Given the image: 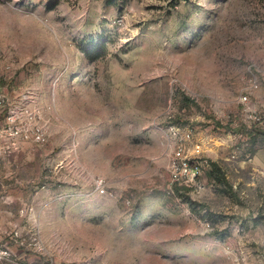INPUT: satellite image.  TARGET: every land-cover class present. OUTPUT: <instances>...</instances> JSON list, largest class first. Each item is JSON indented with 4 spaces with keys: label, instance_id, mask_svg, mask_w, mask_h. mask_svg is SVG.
Here are the masks:
<instances>
[{
    "label": "rangeland",
    "instance_id": "1",
    "mask_svg": "<svg viewBox=\"0 0 264 264\" xmlns=\"http://www.w3.org/2000/svg\"><path fill=\"white\" fill-rule=\"evenodd\" d=\"M0 58V264H264V0H0Z\"/></svg>",
    "mask_w": 264,
    "mask_h": 264
},
{
    "label": "built area",
    "instance_id": "2",
    "mask_svg": "<svg viewBox=\"0 0 264 264\" xmlns=\"http://www.w3.org/2000/svg\"><path fill=\"white\" fill-rule=\"evenodd\" d=\"M0 63L2 62L0 58ZM8 69L9 66L5 65ZM5 101V92L0 85V104ZM11 106V105H10ZM4 118V124L6 129L4 133L9 136L8 138L18 137L24 140H28L37 144L43 143L47 138V130L45 129V123H40V115L38 110H31L26 106H20L16 108H9L6 111ZM2 121V122H3ZM1 122V123H2ZM174 164H177L185 173L190 172V167L184 157L181 156V152L176 151L173 160ZM195 172H193L194 174ZM96 188H99L102 192L103 181L101 178L94 180Z\"/></svg>",
    "mask_w": 264,
    "mask_h": 264
},
{
    "label": "trees",
    "instance_id": "3",
    "mask_svg": "<svg viewBox=\"0 0 264 264\" xmlns=\"http://www.w3.org/2000/svg\"><path fill=\"white\" fill-rule=\"evenodd\" d=\"M101 49H103V46H102V48H100V47L92 48L89 46H83L82 47V50L87 55L88 59H94V58L100 56L103 53V51Z\"/></svg>",
    "mask_w": 264,
    "mask_h": 264
}]
</instances>
